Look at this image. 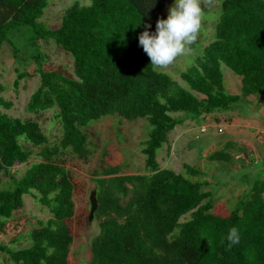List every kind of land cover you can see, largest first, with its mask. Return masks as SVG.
I'll return each instance as SVG.
<instances>
[{"label":"trees","instance_id":"16d2710c","mask_svg":"<svg viewBox=\"0 0 264 264\" xmlns=\"http://www.w3.org/2000/svg\"><path fill=\"white\" fill-rule=\"evenodd\" d=\"M48 5L49 0H0V57L8 43L18 65L16 88L35 64L40 85L27 109L56 111L63 132L59 143H51L37 121L0 113V170L7 172L5 180L0 177V233L23 209L25 196L52 215L27 236L0 243V256L13 264H69L74 195L84 186L73 180L65 157L88 161L84 128L119 117L145 119L151 127L142 149L146 172L120 175V166L94 172L100 232L91 242L89 264H264V169L231 213L220 216L213 213L209 184L194 179L204 177L200 169L185 165L184 174L176 173L157 161V151L186 119L234 112L251 96H260L264 105V0H222L215 40L180 75L188 87L157 71L139 45L144 25L155 31L171 0H90L68 8L56 28L42 21ZM50 43L73 56V75L46 68L42 44ZM223 65L241 77L239 95L226 92ZM0 107L12 104L0 95ZM232 147L228 143L207 160L231 166ZM32 157L38 160L30 163ZM19 164H28L21 176L11 173ZM233 227L239 242L230 245ZM25 239L29 246L14 248Z\"/></svg>","mask_w":264,"mask_h":264},{"label":"rangeland","instance_id":"374dc122","mask_svg":"<svg viewBox=\"0 0 264 264\" xmlns=\"http://www.w3.org/2000/svg\"><path fill=\"white\" fill-rule=\"evenodd\" d=\"M174 0H171V5ZM90 0H49L42 21L50 28L59 27L65 11L73 6L88 5ZM222 0H200L202 21L196 45H188L184 54L178 56L167 66H155L157 71L164 72L188 87L181 80V73L191 67L206 45L215 40V30L221 15ZM48 58V69H60L74 74V58L71 54L59 49L53 43L42 44ZM18 65L13 58L8 43L2 47L0 57V84L4 91L0 95L12 104L10 109L0 107V113L20 120L37 121L42 131L50 138L51 143H59L63 134L60 121H56V111L48 110L32 114L27 106L31 95L40 85V77L36 74L35 64L26 68L30 78L23 79L19 87H15ZM223 86L227 93L239 95L241 77L223 65ZM236 111L204 115L200 122L186 119L170 133L168 143L157 151V161L161 168L176 173H185V165L200 169L205 175L194 178L207 182L206 190L214 197L213 213L227 216L237 201L249 190L251 182L258 172L264 169V105L260 96H251L246 102H240ZM151 127L145 119L129 122L119 117H105L84 128L89 139L91 157L84 162L67 156L66 168L74 181L83 184V191L74 195L75 215L72 219V244L69 264H89L92 258L91 242L99 234V221L90 222V194L96 189L95 171L103 167L120 166V175H136L146 172V156L142 149L148 139ZM232 144V155L236 162H210L207 158L216 150ZM37 152L39 149L34 148ZM38 160L32 157L30 163ZM262 163V167L256 165ZM28 169V164H19L11 169V173L21 176ZM5 170H0V177L6 179ZM264 178V176H262ZM52 218L50 211L41 206L32 196H25L23 209L16 212L9 220L4 233H0V243L10 244L15 239L29 233L37 227L38 221ZM188 219L184 217L181 221ZM30 243L25 239L16 243L14 248H24ZM0 263L13 264L8 256L1 255Z\"/></svg>","mask_w":264,"mask_h":264},{"label":"clouds","instance_id":"9594fccd","mask_svg":"<svg viewBox=\"0 0 264 264\" xmlns=\"http://www.w3.org/2000/svg\"><path fill=\"white\" fill-rule=\"evenodd\" d=\"M202 21L200 0H174L167 9V18H159L155 31L152 25H144L139 35V45L147 54L153 66H167L184 54L187 46L193 44ZM227 240L231 244L239 242L238 230L229 229Z\"/></svg>","mask_w":264,"mask_h":264},{"label":"water","instance_id":"95a60500","mask_svg":"<svg viewBox=\"0 0 264 264\" xmlns=\"http://www.w3.org/2000/svg\"><path fill=\"white\" fill-rule=\"evenodd\" d=\"M97 209H98L97 190L94 189L90 194V212L88 217L90 222L95 218V213Z\"/></svg>","mask_w":264,"mask_h":264}]
</instances>
